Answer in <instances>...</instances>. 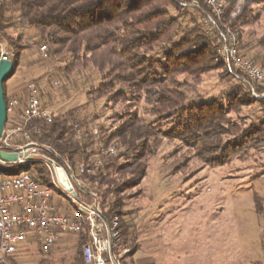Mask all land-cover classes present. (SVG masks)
Instances as JSON below:
<instances>
[{
	"label": "trees",
	"instance_id": "trees-1",
	"mask_svg": "<svg viewBox=\"0 0 264 264\" xmlns=\"http://www.w3.org/2000/svg\"><path fill=\"white\" fill-rule=\"evenodd\" d=\"M262 1L227 0L224 6L221 22L236 32L244 57L240 28L255 21L253 6ZM199 5L192 9L176 0H0V38L13 52V73L14 60L32 45L22 44L19 35L7 34V29L19 23L38 32L35 44L40 60H46L39 50L45 45L47 58L69 54V62L58 69L65 74L88 65L98 71L99 83L87 92L90 100L107 97L114 104H128L113 128L90 126L77 116V107L52 115L50 122L33 119L27 125L30 138L50 145L62 163L91 164L100 144L115 147V153L104 155L94 173L81 178L84 189L97 195L104 216L109 221L118 217L117 245L130 248L121 257L122 264L137 248L135 233L130 234L121 219L122 194L145 177L147 162L163 137L193 142L196 156L210 166H222L264 148V96L254 97L245 77L238 70L229 71L218 51L217 32H208L203 22L206 6ZM214 70L234 85L225 95L191 100L186 91L189 80L199 84L204 74ZM252 86L257 94L264 91L261 84ZM3 91L7 102L4 83ZM140 100L150 106L149 114L155 117L152 124L131 111ZM252 105L260 107L262 115L243 129L230 114ZM162 123L167 125L165 131L159 128ZM77 130L78 139L74 137ZM17 168L48 179L45 167L38 163H0V174L16 173ZM253 199L255 212L264 217L261 198L254 193ZM86 243L83 229L77 236L72 264H85L82 247ZM52 249L46 254L51 255ZM39 264L52 261L45 257Z\"/></svg>",
	"mask_w": 264,
	"mask_h": 264
},
{
	"label": "rangeland",
	"instance_id": "rangeland-1",
	"mask_svg": "<svg viewBox=\"0 0 264 264\" xmlns=\"http://www.w3.org/2000/svg\"><path fill=\"white\" fill-rule=\"evenodd\" d=\"M253 14L257 16L255 21L240 28L241 41L245 46V57L264 68V0L253 6ZM7 34L19 35L22 44L32 43L14 60L17 67L4 81L8 98L21 97L20 101L24 102L25 86L34 81L43 105L52 115L77 107V116L92 127L113 128L117 125V118L128 104H114L107 97L88 98L87 92L101 78L92 65L65 74L58 69L69 62V54L40 60L35 44L38 32L17 23L7 29ZM0 40L12 52L6 41ZM219 74L220 70L208 72L201 77L199 84L189 80L186 88L189 98L227 94L234 82L220 78ZM131 109L136 110L145 123H153L155 117L149 114L150 106L143 100L136 102ZM261 115L257 105L230 114L243 129ZM159 128L165 131L167 125L162 123ZM160 141L155 155L147 162L145 177L122 194L121 219L127 224L128 232L135 233L137 246L151 252V248L165 249L168 243L180 237L195 249L225 253L231 259L236 256L253 258L264 264V217L255 212L253 199V194L257 193L264 205V148L249 151L222 166H210L196 156L193 142L188 144L165 137ZM76 239L74 235H64L51 255H47L30 238L16 253L4 257L2 264H39L45 257L52 264H72ZM123 248L130 251L127 246ZM132 260L131 256L124 262L133 264Z\"/></svg>",
	"mask_w": 264,
	"mask_h": 264
},
{
	"label": "built area",
	"instance_id": "built-area-1",
	"mask_svg": "<svg viewBox=\"0 0 264 264\" xmlns=\"http://www.w3.org/2000/svg\"><path fill=\"white\" fill-rule=\"evenodd\" d=\"M176 1L192 9L199 8L200 2L206 6L203 22L208 32H217L218 51L227 68L230 72L238 70L245 77L254 97H263L264 91L257 94L252 84L264 86V68L241 55L236 32L227 22H221L227 0ZM39 50L42 57L47 58V47L42 45ZM12 57L13 52L0 40V61H12ZM23 98L20 120L15 122L11 116L17 111L21 97H7V120L0 137V150L16 152L17 159L14 162L0 160V163H38L45 167L48 179L41 180L37 172L30 173L21 168L16 173L0 174V262L16 253L30 238L42 253H47L62 236L77 237L85 229L88 238V243L82 247L85 264H121V257L129 250L117 245L120 234L118 217L109 221L104 216L97 195L84 189L81 178L84 173H94L95 168L102 164L104 155L115 153V147L100 144L92 154L91 164L60 162L58 153L50 145L32 140L27 129L33 119L50 122L52 118V112L43 105L34 81L26 84ZM93 132L96 133V129ZM80 136L77 130L74 137L78 139ZM56 166L65 170L72 185L71 191H66L57 182ZM72 191L76 194L73 195Z\"/></svg>",
	"mask_w": 264,
	"mask_h": 264
},
{
	"label": "crops",
	"instance_id": "crops-1",
	"mask_svg": "<svg viewBox=\"0 0 264 264\" xmlns=\"http://www.w3.org/2000/svg\"><path fill=\"white\" fill-rule=\"evenodd\" d=\"M22 108L23 102L20 101L17 111L11 116L12 121L20 120ZM176 239L177 241L168 243L165 249L151 248V252H145L137 246L132 255L133 264H260L253 258L244 259L236 256L231 259L225 253L214 254L211 251L209 253L205 248L195 249L190 243L181 241L182 238L176 237Z\"/></svg>",
	"mask_w": 264,
	"mask_h": 264
},
{
	"label": "water",
	"instance_id": "water-1",
	"mask_svg": "<svg viewBox=\"0 0 264 264\" xmlns=\"http://www.w3.org/2000/svg\"><path fill=\"white\" fill-rule=\"evenodd\" d=\"M13 74V62L11 60H1L0 61V137L4 124L7 120L6 113V102L4 99L3 83ZM17 159L16 152H7L0 150V160L3 162H14ZM56 179L59 185L66 191L72 190V185L69 181V178L65 170L61 166L55 167ZM72 194L75 195L76 192L72 191Z\"/></svg>",
	"mask_w": 264,
	"mask_h": 264
}]
</instances>
